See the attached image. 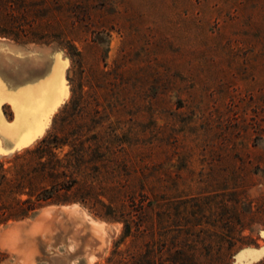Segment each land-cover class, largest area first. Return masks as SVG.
Masks as SVG:
<instances>
[{"label": "rangeland", "instance_id": "374dc122", "mask_svg": "<svg viewBox=\"0 0 264 264\" xmlns=\"http://www.w3.org/2000/svg\"><path fill=\"white\" fill-rule=\"evenodd\" d=\"M16 2L0 264H264V0Z\"/></svg>", "mask_w": 264, "mask_h": 264}, {"label": "trees", "instance_id": "16d2710c", "mask_svg": "<svg viewBox=\"0 0 264 264\" xmlns=\"http://www.w3.org/2000/svg\"><path fill=\"white\" fill-rule=\"evenodd\" d=\"M18 5V3L16 2V0H0V37H7V38H12L15 41L20 42L22 40V38L20 37V33H24L23 29H20L22 31H20L19 33L16 32H12V31H7V29L5 27L2 26H6V24H9L10 21H12V25L16 26V25H20L21 28H23V23L27 24L30 23L33 18V15H31V11L28 10L26 11L23 15L18 16L16 15V6ZM20 20V21H18ZM31 20V21H30ZM18 21V22H15ZM19 24V22H21ZM16 28V27H15ZM12 32V33H11ZM38 43V41H36ZM44 142V141H43ZM55 175L58 176L61 175L59 173H52L51 174V178L52 179H56ZM64 186H67L68 190H71L73 188V186L69 183H65ZM54 193L51 191L48 193L47 196H45V198L42 201H49L53 198ZM129 232V226H126V234ZM119 263V262H118ZM119 264H128V263H124L122 261V263Z\"/></svg>", "mask_w": 264, "mask_h": 264}, {"label": "snow or ice", "instance_id": "6c2138e0", "mask_svg": "<svg viewBox=\"0 0 264 264\" xmlns=\"http://www.w3.org/2000/svg\"><path fill=\"white\" fill-rule=\"evenodd\" d=\"M31 90H25L14 97L7 99L6 101V93L3 88V85L0 84V105L5 102L13 103V106L16 108L18 115L22 119H26L30 115L31 106L34 104V99L30 95ZM4 134V125L2 114H0V136ZM243 255H256L255 253H244ZM259 255L264 256V251L259 253Z\"/></svg>", "mask_w": 264, "mask_h": 264}, {"label": "water", "instance_id": "95a60500", "mask_svg": "<svg viewBox=\"0 0 264 264\" xmlns=\"http://www.w3.org/2000/svg\"><path fill=\"white\" fill-rule=\"evenodd\" d=\"M4 47L2 46H0V49H3ZM65 93L66 92H63V97H65ZM262 251H264V247L263 248H261L260 250H244V251H242L240 254H239V256H248L249 258H248V260L249 261H252V260H256V259H259V258H264V256H261V255H259V253H261ZM255 253L256 255H243L244 253Z\"/></svg>", "mask_w": 264, "mask_h": 264}, {"label": "bare ground", "instance_id": "6f19581e", "mask_svg": "<svg viewBox=\"0 0 264 264\" xmlns=\"http://www.w3.org/2000/svg\"><path fill=\"white\" fill-rule=\"evenodd\" d=\"M49 50H46V53H48L49 54ZM46 103H43V104H41V105H39V106H37L36 107V109H35V111H36V115L35 116H37V117H39V115H41L42 116V114L44 115V112L46 111L45 109H46ZM35 107V106H34ZM49 107V106H48ZM48 109V108H47ZM35 111H33V112H35ZM32 112V113H33ZM48 112V111H47ZM40 113H42V114H40ZM46 113V112H45ZM78 232H80V234H81V231H79L78 230ZM83 233V232H82ZM80 236V235H79ZM82 236H83V234H82ZM77 238L78 239H80L78 236H77ZM81 239H82V237H81ZM86 239V238H85ZM86 241V240H85Z\"/></svg>", "mask_w": 264, "mask_h": 264}]
</instances>
